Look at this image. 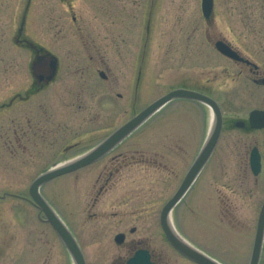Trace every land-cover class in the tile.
Masks as SVG:
<instances>
[{
  "label": "rangeland",
  "instance_id": "rangeland-1",
  "mask_svg": "<svg viewBox=\"0 0 264 264\" xmlns=\"http://www.w3.org/2000/svg\"><path fill=\"white\" fill-rule=\"evenodd\" d=\"M28 2L26 35L58 58L59 75L30 101L16 95L12 105L0 109V195L28 194L38 175L89 150L174 89V78L184 81L191 69L196 78L218 79L210 89L214 96L233 95L234 65L217 51L218 41L264 59V0H215L210 19L203 15L202 0H0V104L32 81V52L13 39ZM72 14L80 18L78 25ZM188 109L185 101L169 103L113 154L124 151L133 159L128 165L117 162L121 170L97 202L94 181L111 158L43 185V195L92 264H107L121 230L139 225L148 231L153 225L143 219L152 214L146 210H155L157 222L159 209L177 191L189 164L187 149L195 153L201 145L198 134L188 144ZM15 129L18 142L10 144L4 137L14 139ZM236 140L235 131L225 133L208 170L174 216L181 231L210 253L227 264H248L264 175L260 180L250 172L239 175ZM144 158L166 168L137 163ZM15 201L0 199V264H44L41 241L27 245L22 236L19 243L10 236L16 225L21 234ZM43 227L35 215L23 232L40 235ZM49 239V264H74L52 226Z\"/></svg>",
  "mask_w": 264,
  "mask_h": 264
},
{
  "label": "flooded vegetation",
  "instance_id": "flooded-vegetation-1",
  "mask_svg": "<svg viewBox=\"0 0 264 264\" xmlns=\"http://www.w3.org/2000/svg\"><path fill=\"white\" fill-rule=\"evenodd\" d=\"M29 4L30 2L27 3V6L22 15L21 25L18 28L17 32L15 33L13 39L14 42L18 44L20 47L26 48L32 52V58L30 60V72H31L30 75L32 76V81L30 87H28L25 91H23L22 93L17 92V94L16 93L12 94V97H10L7 101L0 104V109L6 108V106L8 105H12L14 100L17 99L15 98L16 95L19 97V99L30 101L33 94L38 93L40 90H43L50 84L54 83V81L58 78L59 75L58 58L56 57L57 58L56 60L53 57L54 55H52L50 51H48L44 47V45H40L39 43L31 40L29 36L26 35L25 29H26V22L28 19ZM72 18L75 24L78 25L79 24L78 21L80 20V18H78L75 14L74 15L72 14ZM228 44L232 46L230 43ZM232 47L239 54V58L234 60L223 55L222 57L224 59L231 61L234 65L233 95L231 94L229 95L225 91L224 96H222L223 99H221L222 97L218 98L214 96V94L210 89L212 86L219 83L217 81L218 79L214 80L213 78L212 79L196 78L193 69L187 72V76L185 77L184 81L182 79L183 82L179 81L178 77H175L174 80L176 87L172 89V90L185 89L202 95L209 96L217 102L222 113L223 122L221 128V135L215 150L213 151L209 160L200 169L199 174L197 175L191 187L185 194L184 198L181 199L174 206L169 216V221L172 227L176 230L179 238L185 243H187L189 246H191L193 249L198 251L199 253L209 257L213 262L217 264H227V263L220 256L210 253L209 250L200 246L199 243L192 241L191 238L187 236V234H184L181 231L180 226L178 225L174 213L176 209L180 206V204L185 202L186 196L192 191V189L199 181V179L202 177V175L208 170L211 161L215 157L216 152L218 151L221 145L225 133L235 131L237 134L235 149H237V167H238L239 175L244 173L247 176L248 172H250L256 180H260V177L261 176L263 177L264 175V59L261 61L256 57L243 55L237 48H235L234 46ZM55 60L56 63L55 62L53 63V61ZM100 77L103 79L107 78L104 71L100 72ZM23 93L24 96L21 97L20 94ZM174 101H185L187 105H189L188 112H189L191 125L189 126L190 130L188 134L189 135L188 144H191L192 146V144L194 143L193 134H198L196 135V137H198L199 143L201 144L198 151L195 153L194 151L191 152V149H187V157L189 159V164L185 174L186 176L195 166L196 160L209 138L211 132V126H212L213 113L209 105L196 99L178 98L173 100L172 102ZM167 105L168 104L163 106L157 113L161 112L162 109H164ZM228 107L232 108L233 110L232 112H234L233 117H231L232 114L229 112ZM150 119L145 121L131 135H129L124 140H122L111 151H109L99 160L76 171L78 172L83 169L96 166L105 159L111 158V161L107 162V165H105L103 168H100V170L97 173V177L94 181V188L98 190L95 202H97L101 198L102 194L107 190H109V188L114 184L113 182L114 176L116 173H118L121 170L119 168L120 164L117 162L122 160L128 165L129 163L126 161L133 159L131 158V154L126 153L124 151L119 152L117 155H113V154L123 144H125L126 141L130 139L136 132L142 131V129L147 126V123L150 121ZM195 124L197 126H195ZM113 132L114 131L104 136V138H102L96 145H94L93 147H91L89 150L79 155L78 157H81L86 153H88L89 151L96 148L105 139H107L109 135H111ZM14 134H15L14 139L8 137L7 139L6 137H4L5 140L10 144H13L14 142L13 140L18 142V137H19L18 135L20 134L18 129L14 130ZM130 151H131L130 149L127 150V152ZM10 154L12 156H16L18 153L11 152ZM254 154L257 155L260 160V168L258 174L254 173L252 166V156ZM142 162L148 164V166L150 167H154L152 165L158 164L156 160L152 161L149 158H144L143 160H137V163H142ZM118 164L119 166H117ZM158 165H160L163 168H166V166H162L161 163H159ZM43 173L44 172H42L41 174ZM40 175H38L36 178H38ZM184 178L182 179L180 186ZM35 179L33 180V182L35 181ZM239 179H241V176ZM31 186L28 190V194L27 192L26 194L24 193L17 194V193L5 191L3 195H0V199H6L8 197L16 199L13 206V212H15V214L17 215L20 221L18 223V229L20 228L21 234L20 235L16 234L17 232V225H16V231H15L16 235L15 234L10 235L11 238L13 239V237H15V239L18 242V240H20L19 237L22 236V240L26 242L27 245L29 244L32 245V243H34V240L36 242L41 241L42 244L41 253L45 256L44 264H49V251H50L49 228L51 224L48 222L43 212L33 201L30 193ZM180 186L178 187V189L180 188ZM41 189L42 187L40 188V191ZM176 192L174 193V195L176 194ZM168 201H166L164 205L159 209L157 222H156L155 210L152 211L150 209L146 210L148 213L152 214V216H148L143 219L144 223H150L153 225L152 227H149L148 231H142L141 230L142 227H140L139 225H135V226H131L130 228L127 227L126 229L121 230L119 233L115 235L114 241L117 244V247L114 248V250H112L113 252L109 257L107 264H201L195 261L194 259L181 253L168 240L167 235L164 232L161 223L163 208L168 203ZM203 202L204 201H196L194 203L202 204ZM186 203H193V202L187 201ZM263 205H264V200L261 203V207H260L261 209ZM261 209L256 217V232H257ZM34 210H36V214L33 213ZM2 213H4V211H2ZM35 215L37 218V222H40L45 227L42 228L40 235L31 232L27 236V234L23 232V224H25L28 219L33 220V216L35 217ZM191 224H192L191 227L193 229L199 230V226H200L199 223L192 221ZM0 235L1 237H3L4 233L1 232ZM73 235L80 244L76 235L74 233ZM119 235L123 236L121 243H118L116 241V238ZM34 236H36V238H34ZM57 237H58V241L62 246L61 248L63 249V251H65L66 250L65 245L60 240L58 235ZM84 256L86 263L92 264L90 261H88L85 253ZM22 257H23V251L20 253V256L18 257L17 261H20ZM263 257H264V247L261 256V262ZM250 260L251 257L249 259L248 264H250Z\"/></svg>",
  "mask_w": 264,
  "mask_h": 264
},
{
  "label": "water",
  "instance_id": "water-1",
  "mask_svg": "<svg viewBox=\"0 0 264 264\" xmlns=\"http://www.w3.org/2000/svg\"><path fill=\"white\" fill-rule=\"evenodd\" d=\"M214 8V0H202V10L204 16L208 19L211 17ZM217 49L224 54L233 59L239 58V54L233 50L227 43L223 41H219L216 44ZM56 63V60L53 63ZM178 98H187V99H196L201 102L206 103L212 108L213 111V125L209 135V138L202 149L199 157L196 160L195 166L193 169L187 174L183 184L180 189L176 193V195L166 204L162 212V228L167 235L168 240L172 243V245L177 248L184 255L194 259L195 261L201 264H217L213 262L209 257L199 253L187 243L182 241L176 230L172 227L169 216L171 214L174 206L185 196L192 183L196 179L197 175L200 172V169L203 165L209 160L213 151L215 150L217 143L219 141L221 135L222 128V113L219 105L212 98L193 92L189 90H174L167 95L161 97L157 101L153 102L146 109H144L137 116L132 118L129 122L118 128L115 132H113L106 140H104L100 145H98L93 150L89 151L85 155L78 157L72 161L66 162L64 164H58L39 176L33 185L31 186L30 193L31 196L40 208V210L45 214L47 220L53 226L57 234L59 235L62 242L65 244L70 256L74 264H86L85 257L83 251L77 242L76 238L73 236L72 232L69 230L68 226L56 212V210L52 207V205L42 196L40 192L41 186L45 183L58 178L60 176L75 172L83 167H86L109 151H111L117 144H119L122 140L131 135L139 126H141L146 120H148L153 114H155L158 110H160L164 105L171 102L174 99ZM252 166L255 174H258L260 168V160L257 155L252 156ZM122 235L117 236L116 241L118 243L122 242ZM264 242V205L261 210L257 236L255 239V245L253 250V255L250 264H259L260 256L263 248Z\"/></svg>",
  "mask_w": 264,
  "mask_h": 264
}]
</instances>
